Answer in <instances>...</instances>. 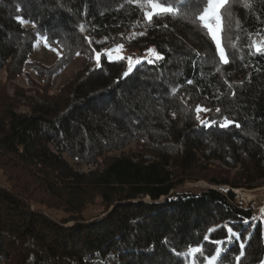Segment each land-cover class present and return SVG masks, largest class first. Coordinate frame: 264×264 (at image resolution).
<instances>
[{"label":"trees","instance_id":"obj_1","mask_svg":"<svg viewBox=\"0 0 264 264\" xmlns=\"http://www.w3.org/2000/svg\"><path fill=\"white\" fill-rule=\"evenodd\" d=\"M170 2L177 11L153 14L148 0H0L7 80L37 41L61 52L37 71L40 93L0 83V264H188L181 254L201 244L197 264L217 248V264H264V221L232 193L183 189L264 185V0L220 9L227 63L197 19L207 0ZM118 46L149 58L97 63ZM76 56L83 67L49 94Z\"/></svg>","mask_w":264,"mask_h":264},{"label":"rangeland","instance_id":"obj_2","mask_svg":"<svg viewBox=\"0 0 264 264\" xmlns=\"http://www.w3.org/2000/svg\"><path fill=\"white\" fill-rule=\"evenodd\" d=\"M212 24L214 26V30L217 32V38L220 40L221 21L218 22V21L213 20ZM212 42L215 46L216 53L220 59V55L217 51L216 43L213 40ZM113 49H118V50L112 51L111 60H109L107 55H105L106 59L109 61L120 60L119 57H123V59L126 58V61L129 66H133L137 64L139 61L147 60L149 58V56H144L142 58L130 56L123 49L122 46H118ZM107 51L108 50L104 51L103 53H106ZM60 54L61 52L59 49H51L47 47L43 43V41L39 40L35 43L30 59L27 61V64L24 66V69L21 75L15 78L14 80H7L5 70H0V83L5 86L6 92L9 95H12L14 93V91L16 90L15 88L17 89L19 88L26 94L34 95L36 92H39L38 88L42 86V77L38 73L40 66L48 67L54 64ZM96 60H97V56H96ZM130 60H131V64L129 62ZM220 61L223 62L221 59ZM84 64H85V58L83 56H76L75 59L71 63L66 65L55 77H53L51 84L49 85L50 88L49 90H47L49 94L57 93L58 90L62 88L76 74V72L83 67ZM23 111H24V108L22 107L18 109V112H23ZM134 150H135L134 145H130L125 149L126 152L134 151ZM121 152L110 153L108 156L110 157L118 156ZM94 168L95 166L90 167V166L82 165L80 167V171L88 172L90 170H93ZM8 172H10V174L12 175H16L14 172L11 173L10 170H8ZM5 179H6V176L0 169V186L6 188V186L8 187V185L6 184ZM212 188H216V187L209 185L205 181H198L196 183L188 182L183 187V189H189L193 191L197 189H212ZM235 190H240V193L235 198V201L238 202V205L239 206L240 204L244 206L248 205L247 208L249 209V211L253 212L254 219L256 221L263 222L264 221V206H262V204L264 202L263 201L264 200V185L254 190H245V189H235ZM30 208L32 210L39 209V207L36 204H31ZM43 210H44L43 214H45V216L47 217H50V216L58 217L63 214L62 212H59L56 210H52V209L48 210L45 207L43 208ZM100 212H101V209H99L98 207H94L87 214L93 215V213L99 214ZM68 225H71V224L69 223ZM188 264H192L191 258ZM204 264H207V262Z\"/></svg>","mask_w":264,"mask_h":264},{"label":"snow or ice","instance_id":"obj_3","mask_svg":"<svg viewBox=\"0 0 264 264\" xmlns=\"http://www.w3.org/2000/svg\"><path fill=\"white\" fill-rule=\"evenodd\" d=\"M151 8L154 10L153 14H159V13H173L175 11H177L176 8H174L172 6V3L170 2V0H163V2H156V0H148ZM177 3L179 4H183L186 2V0H176ZM187 2H190V0H187ZM200 2L202 3L203 0H200ZM227 3V0H207V6L203 8L202 12L198 15L197 19L199 21H201L203 23V27L206 28L209 32V35L211 36L212 40L216 43V47H217V51L220 55V59L224 62L227 63V59L225 58V53L221 47V42L220 40L217 38V32L214 30V26L212 24V21H221V13H220V9ZM151 15L149 13H145V17L148 19H151ZM255 50L257 52H261L262 49H264V43H260V44H254ZM118 49H110L108 50L106 53H97V63H99V60L101 58L102 55H107L108 59L111 60L112 56L111 53L112 51H116ZM152 51V50H149ZM120 59H123V57H119ZM158 58H162V57H158ZM131 64V60L129 61ZM125 75H127V73H125ZM189 83H191V81H189ZM201 109L198 107L197 111H200ZM207 111V110H205ZM217 111H219V109H217ZM222 127L226 126V125H221ZM237 127H239V125H237ZM212 231V230H210ZM228 233L231 236H236L238 237L239 234L235 233L233 231V229H231L230 227L227 228ZM229 237V238H230ZM205 241L209 240V236H205L204 237ZM214 244H224L226 241L224 240H220V241H211ZM241 249H243V244H241ZM203 245H199L196 247H192L189 246L187 251L185 253H182L181 255H185L188 256L192 259V264H196V260L198 259L197 254H203ZM216 255L215 256H204V260L207 262V264H217V261L220 257L221 254V249L217 248L216 249ZM241 255H243V251L241 252ZM237 261H239V257H236Z\"/></svg>","mask_w":264,"mask_h":264},{"label":"built area","instance_id":"obj_4","mask_svg":"<svg viewBox=\"0 0 264 264\" xmlns=\"http://www.w3.org/2000/svg\"><path fill=\"white\" fill-rule=\"evenodd\" d=\"M213 189L217 190L218 192L222 193L223 195H228L229 193H232L234 196V202L233 203L235 205L236 204L238 205V202L235 201V198H236V196H238V194H239L238 191H240V190L231 189L227 186H219V187H216ZM262 206H264V202H263ZM247 207H248V205L244 206V205L240 204V206L238 208L241 210H244V211H249V209Z\"/></svg>","mask_w":264,"mask_h":264},{"label":"bare ground","instance_id":"obj_5","mask_svg":"<svg viewBox=\"0 0 264 264\" xmlns=\"http://www.w3.org/2000/svg\"><path fill=\"white\" fill-rule=\"evenodd\" d=\"M240 193V191H238Z\"/></svg>","mask_w":264,"mask_h":264}]
</instances>
